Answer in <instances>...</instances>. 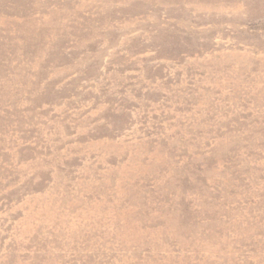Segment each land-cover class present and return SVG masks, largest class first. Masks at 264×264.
I'll return each instance as SVG.
<instances>
[{"label":"rangeland","instance_id":"374dc122","mask_svg":"<svg viewBox=\"0 0 264 264\" xmlns=\"http://www.w3.org/2000/svg\"><path fill=\"white\" fill-rule=\"evenodd\" d=\"M0 264H264V0H0Z\"/></svg>","mask_w":264,"mask_h":264}]
</instances>
